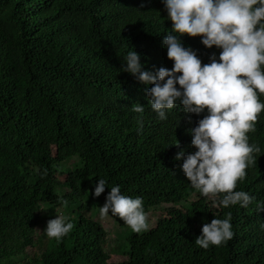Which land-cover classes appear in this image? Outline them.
I'll use <instances>...</instances> for the list:
<instances>
[{
    "label": "trees",
    "instance_id": "16d2710c",
    "mask_svg": "<svg viewBox=\"0 0 264 264\" xmlns=\"http://www.w3.org/2000/svg\"><path fill=\"white\" fill-rule=\"evenodd\" d=\"M171 28L165 0H0V264H109L107 231L86 217L85 205L67 217L74 224L67 236L50 239L39 260L25 258L42 222L56 218L63 200L94 192L99 179L106 181L103 204L118 185L122 195L141 197L147 214L171 205L157 226L115 243L113 252L125 257L117 264H264V211L257 210L264 205V112L248 133L261 151L236 188L255 199L246 208L217 207L191 186L183 158L175 159L197 150L190 130L207 110L187 113L177 100L160 120L148 103L153 85L122 70L130 51L142 71L171 70L163 44ZM179 39L202 64L219 60L222 49L204 46L202 37ZM73 159L60 182L57 167ZM59 185L69 192L58 195ZM229 212L233 238L198 247L203 225Z\"/></svg>",
    "mask_w": 264,
    "mask_h": 264
},
{
    "label": "clouds",
    "instance_id": "9594fccd",
    "mask_svg": "<svg viewBox=\"0 0 264 264\" xmlns=\"http://www.w3.org/2000/svg\"><path fill=\"white\" fill-rule=\"evenodd\" d=\"M165 7L174 34L166 35L163 44L168 59L174 61L173 68L142 71L139 54L130 51L122 70L153 85L147 91L148 103L160 120L167 119L166 110L176 107L177 100L187 113L198 115L207 110L198 126L190 130L197 150L186 156L180 151L175 159L183 158L182 170L191 186L217 207L246 208L255 198L236 188L261 151L258 144L249 143L248 133L255 131L264 112L260 100L264 95V0H165ZM184 35L200 36L204 46L222 49L219 60L213 55L210 63L202 64L195 51L183 46L179 38ZM132 111L140 114L142 121L143 105L133 104ZM175 145L179 147V143ZM105 187L106 181L99 179L94 195L99 197ZM62 204L67 206L68 201ZM257 210L264 211V205H258ZM109 212L133 232L149 227L143 199L122 195L118 185L111 188L99 208L102 217ZM230 221L229 212L224 219L205 223L195 244L205 250L225 244L234 235ZM73 228L66 216H57L48 221L45 233L60 241Z\"/></svg>",
    "mask_w": 264,
    "mask_h": 264
},
{
    "label": "rangeland",
    "instance_id": "374dc122",
    "mask_svg": "<svg viewBox=\"0 0 264 264\" xmlns=\"http://www.w3.org/2000/svg\"><path fill=\"white\" fill-rule=\"evenodd\" d=\"M70 162V163H69ZM73 163H77V159H73L71 161L65 162L59 167H57L58 173H57V179L60 182H63L66 174L65 171H67V168H71ZM69 192L68 188L66 186L59 185L56 188V193L60 196H63L66 192ZM196 197V194H192L190 196L191 200H194ZM78 205H85V214L86 217H89L91 220L99 223L106 231H107V236L105 239V245L106 250L110 253V258H109V264H117L120 261L124 260L125 257L123 255H118L115 254L116 252H113L112 249L116 245L120 244L122 239L126 237V235L132 231L118 216H101L99 214V208L102 207L103 200L102 197H96L94 195V192H89L85 195L84 199L79 202H68L67 206H62L57 209V216H66V217H73L75 215V212L78 210ZM171 207V205H161L158 207V209L153 210L152 212L147 214L148 217V224L150 228H153L154 226L158 225V221L160 218L166 217L167 215V210ZM179 208V207H178ZM43 209L46 211V207H43ZM66 211V213L64 212ZM50 219H46L42 222L40 227L37 229V238L38 241L35 245V247L32 248H27L26 253H25V258L26 259H34L35 257L37 260L41 257V254L47 247V244L49 242V238L47 237L45 230L47 227V223ZM16 264H19V261L15 262Z\"/></svg>",
    "mask_w": 264,
    "mask_h": 264
}]
</instances>
